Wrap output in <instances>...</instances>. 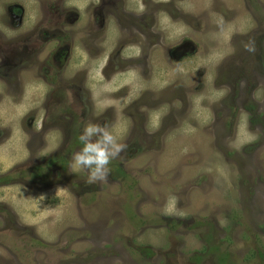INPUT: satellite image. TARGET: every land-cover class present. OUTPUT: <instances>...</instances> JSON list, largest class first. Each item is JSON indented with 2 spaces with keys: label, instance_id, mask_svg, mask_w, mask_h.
Here are the masks:
<instances>
[{
  "label": "rangeland",
  "instance_id": "1",
  "mask_svg": "<svg viewBox=\"0 0 264 264\" xmlns=\"http://www.w3.org/2000/svg\"><path fill=\"white\" fill-rule=\"evenodd\" d=\"M59 1L0 58V264H264V0ZM89 121L128 144L107 183Z\"/></svg>",
  "mask_w": 264,
  "mask_h": 264
},
{
  "label": "flooded vegetation",
  "instance_id": "2",
  "mask_svg": "<svg viewBox=\"0 0 264 264\" xmlns=\"http://www.w3.org/2000/svg\"><path fill=\"white\" fill-rule=\"evenodd\" d=\"M68 1L69 0L61 1L62 4L59 1V5L61 4L60 6H63L65 2ZM119 2L120 5H123L125 3L124 0L122 2ZM53 3L54 0H0V7L1 9L3 8V11L0 12V58L2 64L5 65L6 69H16L18 66H21L25 63L24 61L26 55H32L33 53H35L36 45L32 40L37 30H29V26L31 23L37 21V19L39 18V13L44 12V9L47 5H51ZM28 6H32L36 10L35 21L31 20V18L26 16L25 14L28 11L27 9H24V7ZM94 6L96 7L97 4L95 3ZM83 10L81 16L84 15ZM69 12L70 16H68L67 19H70L71 17L70 9ZM107 12H110V14L115 17L114 13L117 12V10L116 8H113L111 11L108 10ZM123 14L127 13L122 8L120 16H123ZM62 19L63 17L61 15H56L51 16L48 22H46L48 20L47 18L41 21V24L45 22L43 25H41L45 32V39H49L45 24H50V29H54L57 23L62 22ZM55 35L59 36V32H56ZM8 45L13 46V49H11L12 51H10V53L8 54L3 53L5 49H7ZM31 46H33V51L27 53L28 48H30ZM67 49V47L63 48L59 46L56 47L55 51L52 53L53 56L51 57V60L53 63H56V69H58L59 65L57 64V62L64 59L65 55L67 54ZM3 65H1V70Z\"/></svg>",
  "mask_w": 264,
  "mask_h": 264
},
{
  "label": "clouds",
  "instance_id": "3",
  "mask_svg": "<svg viewBox=\"0 0 264 264\" xmlns=\"http://www.w3.org/2000/svg\"><path fill=\"white\" fill-rule=\"evenodd\" d=\"M83 147L72 156L71 167L76 171H84L88 183H107L110 176L109 165L112 160L120 158L127 152L128 144L120 142L106 123L87 122L79 136ZM40 198L45 199L43 195ZM179 198L171 195L164 207L166 215L180 212Z\"/></svg>",
  "mask_w": 264,
  "mask_h": 264
}]
</instances>
